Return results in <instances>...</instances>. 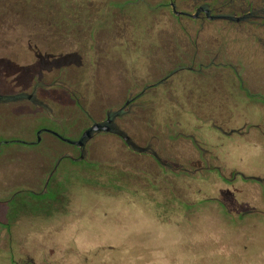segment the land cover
<instances>
[{
    "label": "rangeland",
    "instance_id": "obj_1",
    "mask_svg": "<svg viewBox=\"0 0 264 264\" xmlns=\"http://www.w3.org/2000/svg\"><path fill=\"white\" fill-rule=\"evenodd\" d=\"M74 2L66 6L62 0H10L20 16L9 15V41L0 40V91L10 95L28 92V86L36 82L54 83L52 88L62 84L75 95V91L82 93L79 105L91 118H102L109 108L107 100L120 91L123 99L130 87V77L123 83L126 73L145 66L155 80L159 68L165 70L177 62L167 57L178 46L172 49L165 38L178 36L173 25L159 34L154 32L161 44L149 58L138 62L130 48L115 46L112 31L107 30L109 20L94 18L91 13L86 16L84 0ZM108 2L124 1L96 0L90 9L104 10L103 4ZM56 7L61 12L79 11L75 18L79 32L63 30L70 20L60 18ZM133 8L136 19L133 17L131 26L143 24L139 21L148 13ZM132 10L126 7L125 14ZM31 11L35 13L31 15ZM92 29L99 39V52L96 46L89 49L91 39L87 36H92ZM137 32L131 29L125 37L132 36L135 41L153 38L150 31L140 38ZM217 36L224 53L242 65L244 76L238 77L241 89L264 99V58L248 44ZM146 50L152 46L147 45ZM180 62L190 65V61ZM216 62L220 65L229 60ZM139 71L134 78L138 81L147 77ZM216 72L209 78L208 70L195 75L181 69L169 83L142 98L143 106L127 109L118 118L120 129L137 145L155 152L161 164L117 136L93 137L87 145V164L70 166L68 175H63L65 168H61L64 180L61 178L59 185L67 190H60L58 202L63 198L69 205L49 211L51 220L39 222V214L25 209L11 212L5 205L16 190H41L47 169L34 156L36 146L13 141L3 144L4 151L14 153L0 164V264L9 263V247L13 248L12 259L21 264L30 260L40 264H264V102L261 106L250 104L234 77ZM51 86L37 90V95L47 100L55 118L65 122L62 130L52 123L48 126L71 139L87 121L65 87L54 88L57 101H49ZM182 100L215 105L179 106ZM7 106L10 110L0 113V136L18 132L29 137L26 125L32 111L48 115V108L35 107L29 101ZM209 119L213 123H202ZM43 135L53 141L58 154L72 147L49 133ZM39 149L48 154V146ZM38 213H43L40 217L45 214L43 210ZM43 229L50 235L30 237ZM41 249L51 251L39 253Z\"/></svg>",
    "mask_w": 264,
    "mask_h": 264
},
{
    "label": "flooded vegetation",
    "instance_id": "obj_2",
    "mask_svg": "<svg viewBox=\"0 0 264 264\" xmlns=\"http://www.w3.org/2000/svg\"><path fill=\"white\" fill-rule=\"evenodd\" d=\"M62 1L67 2L66 6H69V3H75L74 0ZM94 1L96 0H84L87 10L86 16L91 17V13L94 15V18H105V20H109L107 30L112 31L113 40H115V46L119 48H130L133 51V56L139 60L138 62H140L142 58L143 60L149 58V56L152 54L153 48L161 44L160 41L158 42L156 34H159L161 30L163 31V29L165 30L169 27L174 26L176 28L175 31L178 37L169 40H166L165 38V42L169 45H172V49H174L175 46H178L176 49L177 51L174 50L173 52L168 54L169 56L167 57L168 60H174L177 62L167 66L165 70L163 69L164 67H161L162 70L161 68H159L157 71L158 78L155 80H152L151 78V76H153L152 70L148 67L145 68V66L141 71L137 69L142 75L145 74V76H147L145 78L142 77L140 81L134 79L136 76H138L136 74L138 71H131L130 73H126L123 83H126L127 77H130V80H132V82L128 84L130 87L127 89V92L125 93L123 99L120 95L122 91H120L118 95L114 96V98L107 100V106L109 108L106 113L101 114L102 118H91L89 113L79 105L80 96L83 98L81 92L74 90L77 93L75 95L72 91V88H69L62 84H58V88H66V92L69 93L74 106L78 108L79 114L85 117L87 121L84 127L78 128L76 132H73L75 136H73V138L71 139L64 137L55 129L48 126L50 123H52L57 129L62 130L61 124H63L65 120L61 118H55L54 116H56V114L54 113L53 109L47 106V100L37 95V90L46 91V89H49L48 87L53 85L54 83L44 85L41 82H36L33 85L28 86V88L30 89L28 92L19 91L15 94L10 95L9 93L0 91V113L2 114L7 113L8 109L11 108L7 106L8 104L10 105V103L15 102L29 101L35 107L48 108L46 109L48 112L47 116H44L40 112L32 111L33 114L31 115V122L29 123V125H26L30 130L29 137H25L24 134L18 132H11L10 135L4 134L5 136H0L1 165L4 164V162L1 163V161L4 160V157H10L11 154L14 153L13 151H11V153H9V151H4L2 146L3 144H6L8 142L11 143V141H13L24 143L26 145L36 146L37 148L33 149L36 150L34 156L37 158V162H41L43 167H46L47 169L45 170L46 173L42 181L41 190L34 191L30 189H19L12 193V196L11 198H9V200L7 199L5 201V205H7L9 211L11 210V212L12 210L18 212L25 209L33 215L39 214V222L47 219L51 220L49 218L51 216V212L49 211H51L53 208L60 205H69V202L63 201V198L58 202V198H60V190L65 189L64 187H62V185H59L61 182L60 179L62 178L64 180L63 175H68L69 172L67 170L70 169V166L77 164L80 165L82 163L87 164L85 161V154L87 152L88 142L97 135L109 134L117 136L120 139H122V136L126 135L129 138V141H131L134 145L138 146L141 149H144L142 150V152L150 153L151 156L161 164V160L158 158L157 154L155 152L153 153L148 147H141L137 145L132 140V138H130L120 129L117 124V120L125 111H127V109L143 106L145 102L142 101V98L146 97L151 90L169 83L174 76L180 74L181 69L192 71L195 73V75L197 72L206 73L208 70L209 78L213 75L211 74L212 71L217 70V75L218 72H221L219 74H224V76L228 77H234L238 86V90L240 91V93L243 92V98L247 99L250 104L261 106L263 105L262 102H264V99L251 98L247 90L241 89V83L238 80V77L242 75L244 76L243 71L242 74L240 72V70H242V65L239 62L235 61V59H233L231 55L229 56L227 53H224L222 43L219 42V37L217 36L219 34H223L228 38V40H234L238 43L246 45L248 44V46L256 55L264 58V0H123L124 2H120L121 4H110L109 2V5L103 4L104 10H101V7L90 9L91 3H93ZM11 5L12 4L10 3V0H0V27L3 28V32L1 33L3 35L0 36V40L3 41H9L7 31L12 27L11 21L8 20L9 15L13 14L16 17L20 16V12L16 11L17 9H14L13 7H11ZM135 6L146 11V13H148V16L144 17L142 15V19L139 22H142L143 24L137 23L136 26H131L132 19H136V9L133 8ZM126 7L132 8L133 12H131V14L128 12V14L126 15ZM56 11L60 14V18H67L68 20H70L68 22L69 25L63 28L64 31L68 32L69 34L75 33L77 31L79 32V29L77 28L78 25L75 21V18L77 16L76 13H78L79 11L67 10L61 12L58 7H56ZM56 11L54 10L53 12ZM34 13L35 11H31L30 14L33 15ZM60 24H62V22H60ZM126 29L128 31H125ZM131 29L138 31L135 35H137L139 38L141 37V35L148 36L146 33L147 31H150V33L153 34V38H151V40L145 39L142 41H135L137 39L132 36L125 37L126 32L127 34H129ZM93 30L94 29L89 30L92 31V36H87L88 39H91V46L89 47V49L92 50V48L96 46V52H99L97 50L99 39L94 36V32L96 30ZM122 34L124 37L122 36ZM147 45H151L152 50H149L147 52ZM142 49H144L145 51H143ZM223 58L228 59L229 62H227L226 64L218 65L216 61L218 59L222 60ZM207 60H209L210 62L208 64H203L202 61ZM180 61H190V65H185ZM196 61L200 62L196 63ZM208 65L211 68H208ZM155 75L156 74H154V76ZM54 88L48 91L49 93L51 92V94L49 95L50 98L47 99H51L49 101H55L56 103L57 100L55 98L53 99V96L56 93V91L53 90ZM100 97L102 98V96ZM55 103L54 105L57 106ZM174 103H176V101H174ZM187 103L191 106L198 107L203 105V107H211L215 105L204 104L203 101L194 100L178 101L179 106L186 105ZM92 107L95 108V106ZM98 107L96 106V108ZM48 117L49 119H47ZM241 119L245 120L244 117ZM94 123H98L104 126L106 125L108 127V130L105 132L101 130L90 131L88 137L81 138L82 133L85 130L89 129L90 126ZM202 123L211 124L213 123V120L209 119L203 121ZM238 130L239 128L232 129L229 133L237 132ZM43 133H49L52 136L56 137L57 140L59 139L70 144L72 146L71 149L64 148V151H60L58 154L56 145H54L51 139L46 138ZM122 140L127 146L130 147L129 143L125 142L124 139ZM78 141H80V145L76 144V142ZM44 142H46L47 144H44ZM46 146L49 147L48 154L43 153V151L39 149L40 147ZM137 152L141 153V151ZM61 168H65V170L63 171L65 173L63 175L61 174L63 173L61 171ZM58 175L59 180H57ZM255 179L258 182L264 181L258 178ZM17 195H22L23 197L20 198V196L18 197ZM20 199L24 203H20ZM21 204H23V206H21ZM33 209L35 212H33ZM42 210L45 214L43 217H40V215L43 213H38V211ZM3 231L9 233L7 229H4ZM50 233L51 232L47 231L46 229H43L38 233L32 232V235H30V237H38L41 236V234L50 235ZM18 248H21V246H18ZM25 249L30 248L25 247ZM32 249V251L37 252L34 248ZM51 249H41L39 253L49 252L51 251ZM9 250L10 260L9 263L7 261L6 264H21L19 260L17 261L12 259L11 253L13 252V248L9 247ZM25 264L40 263L35 260H30Z\"/></svg>",
    "mask_w": 264,
    "mask_h": 264
},
{
    "label": "water",
    "instance_id": "obj_3",
    "mask_svg": "<svg viewBox=\"0 0 264 264\" xmlns=\"http://www.w3.org/2000/svg\"><path fill=\"white\" fill-rule=\"evenodd\" d=\"M107 131L108 130V127L105 125H100L98 123H94L90 126L89 129L85 130L82 135H81V138H86L88 137V134L90 131ZM122 139H124L125 142L129 143L130 147L133 149V150H136V151H141L144 150V149H141L139 148L138 146L134 145L131 141H129V138L125 135V136H122ZM76 144L80 145V141L76 142Z\"/></svg>",
    "mask_w": 264,
    "mask_h": 264
},
{
    "label": "trees",
    "instance_id": "obj_4",
    "mask_svg": "<svg viewBox=\"0 0 264 264\" xmlns=\"http://www.w3.org/2000/svg\"><path fill=\"white\" fill-rule=\"evenodd\" d=\"M250 97L253 98V99H254V98L261 99V98H258L257 96L254 97V96H252V95H250ZM183 202H185V201L183 200ZM175 203L178 205L177 202H175ZM185 206L188 207V206H191V205H189L188 203H186ZM162 220H164V218H162ZM162 220H161V221H162ZM156 221H157V220H156ZM156 221H155V222H156ZM205 238H206V240H208V239H212V238H209L208 236H205ZM215 245H217V243H215Z\"/></svg>",
    "mask_w": 264,
    "mask_h": 264
}]
</instances>
